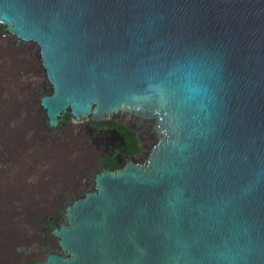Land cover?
<instances>
[{"label":"water","instance_id":"1","mask_svg":"<svg viewBox=\"0 0 264 264\" xmlns=\"http://www.w3.org/2000/svg\"><path fill=\"white\" fill-rule=\"evenodd\" d=\"M0 23L40 46L50 126L93 106L147 157L102 164L44 264H264V0H0Z\"/></svg>","mask_w":264,"mask_h":264},{"label":"bare ground","instance_id":"2","mask_svg":"<svg viewBox=\"0 0 264 264\" xmlns=\"http://www.w3.org/2000/svg\"><path fill=\"white\" fill-rule=\"evenodd\" d=\"M4 29V25L0 23V32L6 35H4L6 38L3 35H0V45L6 46V51L0 49V56L3 52V58L6 57L8 61L6 78L9 82V87L6 91H8L9 96H11L15 90L14 86H12L15 83L14 73L19 69L25 70L26 81L28 78L41 80L40 75L43 79V84L38 89L39 97L37 100H33L28 94L24 95L23 102L26 104L27 108L22 107L20 102H14V104H11L7 98L0 99V108L3 107L5 111H1L0 114V144L5 151L11 154L14 160V165L8 168V170L0 164V186H9V184L13 185L11 178H15L17 174L18 179L15 184V193L19 194V196H16V199L12 203V207L17 206L19 210L25 209L34 202L33 188L42 186L44 181H52L51 178H53L54 175V170L52 168L54 166L53 164L58 162V159H61L64 149L61 146L56 147L50 145V141L61 143L63 141L64 143H67L69 136L76 135L77 137H73L75 140L73 145L77 146L80 141L84 140V136L81 134L84 133L90 137L92 141L94 140V144L98 147V151H96V153L89 159V169L83 176V179H78L76 182H73L72 180L75 179L73 177V179L70 178L68 182L67 178L64 179L65 176L62 177L59 183L60 185L55 188L56 193L48 197L44 203V209L39 211V217H41L37 220L38 228L43 234H47L49 240L44 239V236H40L41 238L36 237L37 239L35 238L36 240L34 242H31L28 245L26 244L27 246H31L28 254L19 253L16 249L13 250V254L17 258L15 264H44L46 263V260L48 259L46 257L50 252L58 256H64L61 247L57 243V241L61 239L51 234L54 229L50 223H52L56 230H59L60 225L67 221V218L64 215L67 206H72L73 202L78 199H84L85 193H98L93 185L96 184L94 181L96 178L95 175L103 172L102 164L107 166L108 171H113L122 168L125 159L133 164L143 165L147 160V157L110 115H107L105 119L101 120L92 119L93 106L89 109L88 117H79L78 120H75V116L70 113L72 112L70 106L67 105V107L64 108L65 112L60 110L58 115H56V120L61 119L57 122V125L50 126L48 123L49 118L46 115V108H43L41 105V98L44 96H51L52 84L47 79L46 69L43 67L42 57L40 56V46L37 41L18 39L11 32L8 30L4 31ZM32 49L38 58L37 61L40 69L38 73L40 75L37 74V69L33 67V63L30 61V50ZM20 52L23 54L24 59L18 57ZM30 111L33 114L37 111L42 113L45 119L44 124L38 122L37 118L35 119L34 117L30 120L27 119L25 114ZM31 123L32 125H35V128H29ZM21 128L26 129V131L19 136L17 133ZM20 139H22V141L25 139L27 141L34 140L41 145L49 144L50 146L48 145L47 148L42 147L41 149H37L39 146L33 145L28 150L26 146L22 147L21 145V150L18 153L13 145L15 141L18 144ZM74 155L76 156V153H74ZM3 161L4 158L0 159V163ZM81 168L75 169V171L80 170ZM56 211H59L61 215L58 216L61 217V219L57 218L59 221L58 224L51 222ZM8 215H11L8 211L0 213V239H5L7 232L16 231L26 225L23 218L11 219ZM45 219H47L51 231H48L47 226H45ZM27 235H30V231L28 230ZM43 243H51L54 248L50 245L44 247ZM26 249L28 248L26 247ZM28 257H34V260L24 262Z\"/></svg>","mask_w":264,"mask_h":264},{"label":"rangeland","instance_id":"3","mask_svg":"<svg viewBox=\"0 0 264 264\" xmlns=\"http://www.w3.org/2000/svg\"><path fill=\"white\" fill-rule=\"evenodd\" d=\"M0 35H5L0 32ZM6 36V35H5ZM4 36V37H5ZM6 38V37H5ZM6 46L0 45V49L3 51H6ZM33 50V49H32ZM30 50V61L33 63V67L37 69V74H39V63H38V58L34 50ZM3 52L0 56V99L1 98H7L11 104H14V102H20L22 107L27 108L26 104H24L23 99L24 95L28 94L33 100H37L39 97V88L43 84V79L40 75L41 80H34L31 78H28L27 81L25 79V70L24 69H19L14 73V91L9 96L7 88L9 87V82L6 78V72H7V65L8 61L5 58H3ZM18 57L20 59H24L23 54L20 52L18 54ZM11 86V85H10ZM5 93V94H4ZM13 100H19V101H13ZM2 112H5L3 107L0 108V114ZM25 117L27 119H31L34 117L35 119L37 118L38 122L41 124H44L45 119L44 115L37 111L35 114L28 112L25 114ZM69 117V116H66ZM65 118V116H64ZM85 122V121H83ZM82 122V123H83ZM35 128V125L29 126V128ZM26 129L21 128V130H18V135L24 134ZM84 137V140L80 141V143L75 146L73 143L75 142L74 138L76 135H71L69 136V139L67 143L57 142V141H50V145H54L56 147L61 146L63 149V155L61 156V159H58L59 161L54 163L53 165V178H51V182H43V185L40 187H35L33 188V194H34V202H32L31 205L27 206L23 210H19L17 206L12 207L13 201L16 199V196H19V194L15 193V184L18 179V176L16 174L15 178H11L13 185L6 186V185H1L0 186V213H3L5 211H8L11 213V215H8L11 219L12 218H23L26 222V225L16 231H9L6 234L5 239L1 238L0 239V264H15L17 258L13 254V250H17L19 253H29V249H31V246H27L29 243L34 242L37 238H41L40 236H44V239L49 240L47 234H43L42 231L39 230L38 228V223L37 220L39 217V211L44 209V203L48 199L50 195H54L55 188L59 186L60 181L62 177L65 176L64 179H69L73 177L75 178L72 180L73 182H76L78 179H83V176L87 173L89 169V159L98 151V147L94 144V140L84 133H81ZM74 137V138H73ZM77 137V136H76ZM73 139V140H72ZM82 142V143H81ZM60 143V144H59ZM48 144V145H49ZM69 144V145H68ZM18 145V146H17ZM26 146V148L29 150V148L33 145H38L37 149H41L42 147L47 148L48 145H41L37 141H27L26 139L22 141L17 142L15 141L14 147L16 148L17 152L19 153L21 148ZM49 145V146H50ZM73 145V146H72ZM25 150V149H24ZM78 152H77V151ZM74 151V152H73ZM76 153V156L74 155ZM75 156V157H74ZM82 156V157H81ZM4 158V161L0 163L3 167H5L7 170L10 168L12 165H14V160L13 157L11 156L10 153L5 151L3 147L0 144V159ZM77 158V160H76ZM80 158V159H79ZM75 159V160H74ZM58 163V164H57ZM75 163V164H74ZM87 165V166H86ZM86 166V167H85ZM74 167V168H71ZM77 167V168H75ZM82 167V168H81ZM76 170L75 169H79ZM74 169V170H73ZM62 171V172H61ZM72 171V172H71ZM71 173V174H70ZM73 173V174H72ZM68 174V175H67ZM76 175V176H75ZM14 186V187H13ZM57 196V194H56ZM55 196V197H56ZM12 207V208H11ZM5 209V210H4ZM58 213V215H57ZM59 211L55 212L54 218L51 219V222L58 224V219L61 217ZM47 219H45V226H47L48 231H51L50 227L48 226ZM26 229V230H25ZM27 230L30 231V235H27ZM0 233H1V228H0ZM37 237V238H36ZM36 238V239H35ZM27 244V245H26ZM51 246L53 245L51 243H43V246ZM18 247V248H17ZM26 247L28 249H26ZM30 247V248H29ZM54 248V247H53ZM34 260V257H28L27 259L24 260L27 262H30Z\"/></svg>","mask_w":264,"mask_h":264},{"label":"flooded vegetation","instance_id":"4","mask_svg":"<svg viewBox=\"0 0 264 264\" xmlns=\"http://www.w3.org/2000/svg\"><path fill=\"white\" fill-rule=\"evenodd\" d=\"M113 120L126 133V135L134 142V144L143 152V145L140 143L137 133L135 131L128 129L125 126L119 124L115 119H113Z\"/></svg>","mask_w":264,"mask_h":264}]
</instances>
